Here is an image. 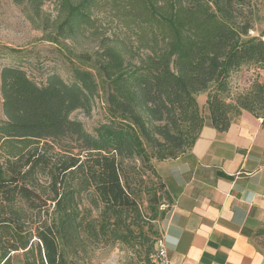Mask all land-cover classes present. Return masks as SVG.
I'll list each match as a JSON object with an SVG mask.
<instances>
[{"label":"trees","instance_id":"1","mask_svg":"<svg viewBox=\"0 0 264 264\" xmlns=\"http://www.w3.org/2000/svg\"><path fill=\"white\" fill-rule=\"evenodd\" d=\"M102 4L132 37H111L99 81L76 66L72 82L51 73L41 84L20 67L0 70V264H12L18 251L24 264H61L89 241L148 240L125 161H139L134 172L145 167L164 189L151 159L185 152L207 120L226 129L231 104L218 93L227 77L245 63L264 69V30L250 36L254 0H63L57 33L70 37L93 24ZM212 86L203 115L196 95ZM98 90L108 120L91 133L69 115L89 113ZM256 99L246 95L237 105L258 117Z\"/></svg>","mask_w":264,"mask_h":264},{"label":"rangeland","instance_id":"2","mask_svg":"<svg viewBox=\"0 0 264 264\" xmlns=\"http://www.w3.org/2000/svg\"><path fill=\"white\" fill-rule=\"evenodd\" d=\"M62 1L23 0L20 4H15L12 0H0V70L4 66L20 67L33 81L41 84L51 73L59 74L66 82H72L71 68L76 66L91 69L98 81L100 80L108 60L105 55L107 47L114 46V42L110 41L111 37L124 40L132 37V32L123 28L114 17L113 11L102 4L92 14L93 24H83L73 36H60L57 27L65 16ZM254 5L255 22L250 36H259L264 30V0H254ZM262 38L264 39V36ZM125 43L134 46L127 40ZM209 92H214L213 86L196 95L200 104L203 95L205 96V104L199 106L203 115H208L206 99ZM246 95L257 97L253 104V113L263 120L264 69L258 64L245 63L232 71L227 77V89L218 93L220 99L231 104L228 111L230 122L244 110L237 104L243 101ZM69 116L80 121L87 131L93 133L96 126L108 120L102 90H98V94L93 98L89 113L77 109ZM3 120L5 116L2 112L0 92V122ZM207 123L210 122L207 120ZM151 148L148 146L149 158L153 156ZM134 163L138 168L142 167L137 160L125 161V174L128 175L131 186L139 193L142 214L147 220V224H141L142 232L148 240H142L141 236L132 244L121 241H89L85 246L78 247L76 252H70L61 264H134L146 260L155 248L156 239L163 232V220L170 207V201L160 180L145 167L141 172H134L131 168ZM84 202L87 204L86 198ZM96 213L93 211L92 215ZM132 218L133 214L130 213L127 223L134 229L137 227L135 223L132 225L129 222ZM254 237L264 248V226L256 230ZM24 261L22 251L12 254V264H24Z\"/></svg>","mask_w":264,"mask_h":264},{"label":"crops","instance_id":"3","mask_svg":"<svg viewBox=\"0 0 264 264\" xmlns=\"http://www.w3.org/2000/svg\"><path fill=\"white\" fill-rule=\"evenodd\" d=\"M262 121L243 110L226 129L205 124L180 155L151 159L170 201L160 236L169 264H264L254 237L264 226Z\"/></svg>","mask_w":264,"mask_h":264},{"label":"built area","instance_id":"4","mask_svg":"<svg viewBox=\"0 0 264 264\" xmlns=\"http://www.w3.org/2000/svg\"><path fill=\"white\" fill-rule=\"evenodd\" d=\"M136 264H169L168 254L162 237L156 241L155 248L147 257L146 262Z\"/></svg>","mask_w":264,"mask_h":264}]
</instances>
